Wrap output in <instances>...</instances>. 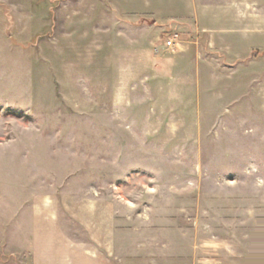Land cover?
I'll return each mask as SVG.
<instances>
[{
  "label": "rangeland",
  "instance_id": "1",
  "mask_svg": "<svg viewBox=\"0 0 264 264\" xmlns=\"http://www.w3.org/2000/svg\"><path fill=\"white\" fill-rule=\"evenodd\" d=\"M0 188L116 264H264V0H0Z\"/></svg>",
  "mask_w": 264,
  "mask_h": 264
},
{
  "label": "crops",
  "instance_id": "2",
  "mask_svg": "<svg viewBox=\"0 0 264 264\" xmlns=\"http://www.w3.org/2000/svg\"><path fill=\"white\" fill-rule=\"evenodd\" d=\"M191 76L199 77L197 68ZM19 200L23 199H17L15 193L0 191L2 253H13L16 260L24 258L25 264H116L107 243L108 221L95 227L94 218L82 219L84 210L90 215L93 207L78 205V214H59L51 210L54 203L49 195L34 194L25 204ZM80 230L82 237H78Z\"/></svg>",
  "mask_w": 264,
  "mask_h": 264
},
{
  "label": "built area",
  "instance_id": "3",
  "mask_svg": "<svg viewBox=\"0 0 264 264\" xmlns=\"http://www.w3.org/2000/svg\"><path fill=\"white\" fill-rule=\"evenodd\" d=\"M178 40L176 38V35H172L168 37V39L165 40V45L168 48H175L177 46Z\"/></svg>",
  "mask_w": 264,
  "mask_h": 264
}]
</instances>
